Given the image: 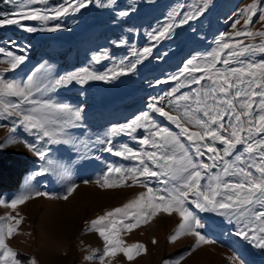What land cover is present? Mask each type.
Here are the masks:
<instances>
[{"label":"rangeland","instance_id":"1","mask_svg":"<svg viewBox=\"0 0 264 264\" xmlns=\"http://www.w3.org/2000/svg\"><path fill=\"white\" fill-rule=\"evenodd\" d=\"M84 2L86 6L79 11L70 9L67 14L53 18L54 8L60 5L67 7L68 3L75 8L78 6L77 0H45L38 4H28L27 0H15V4L0 0V14L9 18L17 11L26 12L32 8L40 9L42 15L49 17L47 20H21V25L34 27L37 29L35 32H28L18 25L0 27V48L5 50L0 53V61L8 59L7 52L25 57L16 69L3 74L9 80L22 82L35 73L37 80L46 83L60 75L85 68L96 74H108L112 70L118 71L120 67L127 68L129 62L140 59L136 53L142 52L145 47L151 48V52L140 60L135 69L115 78L89 80L83 85L73 82L48 92H33V98L37 101L50 99L72 109H83L81 121L65 129L72 143L44 144L45 159L51 161L52 171L35 175L40 172L44 162L25 147V142L38 143L37 136L18 124L19 116H7L0 105V143H5L9 137L16 140V143L7 144L0 153L25 159L32 167L24 174L19 188L1 194L0 199L10 202L29 191L47 193L46 196L33 195L15 210L0 207V217L16 216L17 212L23 217L15 234L6 240L22 264H29L31 260H35L36 264H101L99 257L103 255L104 241L97 232L86 231L91 220L105 211L121 207L139 193L147 192L148 188L158 194L166 193L160 191L165 185L157 178L145 180L139 177L144 186L99 187L95 181L100 179L103 182L102 178L109 166L120 167L125 171L140 167L138 160L125 159L104 151L107 144H100L99 140L106 142L112 139L117 149L123 144L134 150L155 151L150 146L139 144V138L148 134L146 128L140 127L134 133H118L112 137L108 135L109 130L127 125L148 111L159 125L178 132L166 118L151 112L149 103L168 105L177 96L190 93L193 87L198 88V85L188 83L191 77L187 73L183 76L180 73L190 59L201 66L210 61L212 57L209 54L219 49L221 39L230 45L237 41L243 45H259L262 39L259 36L236 37L234 33L237 30L264 31V21L259 20V12L253 16L254 22L246 28L244 18L239 16L238 10L252 3V0H211L201 15L185 24L179 23L183 12H194L203 7L202 0H115L108 7L100 6L108 0ZM257 3L264 7V0H257ZM120 11H128L129 15L120 17ZM173 11L181 15L176 17L170 34L152 40L150 34L155 35V30L170 22L169 13ZM237 19L240 23L233 28ZM52 27H56V30H46ZM221 34L225 35L222 37ZM121 40L125 43L120 44ZM236 50L239 51V47ZM227 51L225 49L222 56L232 63H217V68L226 70L228 67H241V60L245 62L244 66L249 62L264 60V53H246L232 58L226 55ZM5 67L8 64L0 62V69ZM192 75L200 76L203 73ZM202 83L210 84L211 81ZM152 98H156V101ZM5 99L18 102L15 97ZM35 106L24 104L21 108ZM172 108L174 104L168 105L165 110ZM256 112H259L258 108ZM68 119L65 114L53 113L51 127H62ZM181 139L185 145L189 143L183 137ZM16 145L20 146V152L14 149ZM214 146L223 147L219 142H215ZM208 155L206 153L201 159L211 164ZM146 163L153 170H161L150 161ZM210 171L214 173L219 169ZM108 178L118 179L119 174L111 173ZM126 183L132 184L131 180ZM70 184L77 185L76 190L67 200L60 198L66 194ZM191 210L201 221L202 227L198 231L213 242L201 244L191 255H184L195 244V237L184 235L175 242H169V237L180 223V217L176 213H160L149 223L130 232L121 230L119 233L118 238L125 246L140 243L146 251L133 260L118 253L114 258H105V264H108L109 259L111 264H164V261L175 264L177 260L179 264H264V249L235 235V221L230 223L228 217L218 212H203L194 206H191ZM117 219H120L119 215ZM89 256L92 259H86ZM181 256L183 259H180Z\"/></svg>","mask_w":264,"mask_h":264},{"label":"snow or ice","instance_id":"2","mask_svg":"<svg viewBox=\"0 0 264 264\" xmlns=\"http://www.w3.org/2000/svg\"><path fill=\"white\" fill-rule=\"evenodd\" d=\"M7 2L15 4V0H7ZM44 2L45 0H27L28 4ZM210 2L211 0H202L203 7L197 8L194 12H183V18L179 23L185 24L201 15ZM114 3L115 0H108L100 6L108 7ZM77 4L75 8L71 3H68L67 7L60 5L54 8L53 18L67 14L70 9L79 11L86 6L84 0H77ZM17 6L22 7V5ZM238 12L239 16L244 18L245 28L254 22L253 16L258 12L259 20L264 21V7L258 6L257 0H252V3ZM118 15L126 17L129 12L120 11ZM179 15L181 14L176 11L170 12V22L155 30V35L150 34V38L159 40L169 35ZM47 19L49 17L42 15L40 9L32 8L26 12L13 13L12 18L0 14V27L18 25L28 32H35L36 28L21 25V20ZM239 23L240 20L237 19L232 25L233 28ZM46 30L55 31L56 27ZM221 35L223 37L225 34ZM234 35L253 38L259 36L262 39L259 45H243L241 41L230 45L221 39L219 49L209 54L212 57L210 61L201 66L190 59L180 73L181 76L187 73L191 77L188 83L198 85V88L193 87L190 93L177 96L175 101L170 100L168 105L174 104V108L170 110H165L168 105L158 106V102L149 103L148 108L151 112L166 118L175 125L178 132L159 125L148 111L143 112L127 125L112 127L109 130L108 135L112 137L118 133H134L140 127L146 128L148 134L139 138V144L150 146L155 151L134 150L123 144L117 149L112 139L106 142L99 140L100 144H107L104 151L125 159L138 160L140 164V167H132L127 171L120 167L109 166L102 178L103 182L100 179L95 181L99 187H130L137 184L144 186V182L140 181L139 177H144L145 180L157 178L165 185L160 191L166 193L158 194L152 188H148L147 192L139 193L121 207L105 211L103 215L91 220L86 231L97 232L104 241L103 255L99 257L101 264H105V258H114L118 253H123L125 258L133 260L135 256L146 251L145 246L140 243L125 246L118 238L119 233L121 230L130 232L142 224L149 223L160 213L167 215L176 213L180 217V223L169 237V242H175L184 235L195 237V244L184 255H191L201 244L213 242L198 231L202 227L201 221L191 210V206L203 212H218L228 217L230 223L235 221L237 225L235 235L264 249V60L249 62L246 66L241 60V67H228L226 70L216 67L217 63L224 65L232 63L231 60L223 58L222 53L225 49H228L226 55L232 58L244 56L246 53L253 55L257 52L264 53V31L237 30ZM119 43L124 44L125 41L121 40ZM237 47L239 51L236 50ZM4 52L5 50L0 48V53ZM150 52L151 48L145 47L142 52L136 53L140 59L129 62L127 68L120 67L118 71L112 70L108 74H96L85 68L78 72L60 75L46 83L37 80L35 73L22 82L6 79L3 74L16 69L25 59L24 56L14 55L12 52L6 53L8 59L0 61L8 64V67L0 69V105L3 106V112L7 116H19L18 124L36 135L38 143L43 142L40 146L38 143L25 142V147L44 162L40 172L35 175L53 170L51 161L45 159L44 144L72 143L65 129L68 125H75L76 122L81 121L83 109H72L66 104L56 103L50 99L37 101L33 98V92H48L73 82L83 85L89 80L115 78L135 69L140 60ZM192 73H203V75L194 76ZM206 80L211 83H202ZM8 97L18 98V102L6 100L5 98ZM152 100L156 101V98ZM24 104L36 106L22 109L21 105ZM53 113L65 114L69 119L64 121L62 127L53 128L51 127ZM181 137L189 143L185 145ZM133 139L137 138L133 137ZM215 142H219L223 147L217 148L214 146ZM9 143H16V140L9 137L5 143H0V151ZM206 153L210 154L207 158L212 161L211 164L201 159ZM146 161H150L153 166L161 170H153ZM211 169H219V171L213 173ZM111 173H118L119 178L110 180L108 177ZM128 180H131L132 184H127ZM76 187L77 185L70 184L66 194L60 198L67 200ZM33 195L46 196L47 193L29 191L10 202L0 199V207L15 210ZM132 209L136 211H131ZM118 215L120 219H117ZM22 220L23 217L18 212L16 216L0 217V264H22L17 259L18 254L6 243V240L15 234ZM126 220L128 222H125ZM180 259H183V256ZM29 264H36V261L31 260ZM108 264H111V259ZM164 264L169 262L164 261ZM175 264H179V260L175 261Z\"/></svg>","mask_w":264,"mask_h":264},{"label":"trees","instance_id":"3","mask_svg":"<svg viewBox=\"0 0 264 264\" xmlns=\"http://www.w3.org/2000/svg\"><path fill=\"white\" fill-rule=\"evenodd\" d=\"M32 169L30 163L8 153H0V195L19 188L25 173Z\"/></svg>","mask_w":264,"mask_h":264},{"label":"bare ground","instance_id":"4","mask_svg":"<svg viewBox=\"0 0 264 264\" xmlns=\"http://www.w3.org/2000/svg\"><path fill=\"white\" fill-rule=\"evenodd\" d=\"M17 146V148H14L15 150H17V152L19 151L20 152V146L19 145H16ZM164 220V219H163Z\"/></svg>","mask_w":264,"mask_h":264}]
</instances>
